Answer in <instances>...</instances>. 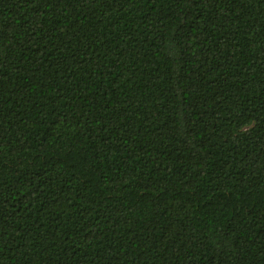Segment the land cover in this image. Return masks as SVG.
<instances>
[{
  "label": "trees",
  "instance_id": "16d2710c",
  "mask_svg": "<svg viewBox=\"0 0 264 264\" xmlns=\"http://www.w3.org/2000/svg\"><path fill=\"white\" fill-rule=\"evenodd\" d=\"M0 264H264V0H0Z\"/></svg>",
  "mask_w": 264,
  "mask_h": 264
}]
</instances>
